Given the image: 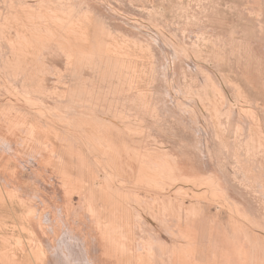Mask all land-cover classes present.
Wrapping results in <instances>:
<instances>
[{
    "label": "rangeland",
    "instance_id": "374dc122",
    "mask_svg": "<svg viewBox=\"0 0 264 264\" xmlns=\"http://www.w3.org/2000/svg\"><path fill=\"white\" fill-rule=\"evenodd\" d=\"M0 264H264V0H0Z\"/></svg>",
    "mask_w": 264,
    "mask_h": 264
},
{
    "label": "bare ground",
    "instance_id": "6f19581e",
    "mask_svg": "<svg viewBox=\"0 0 264 264\" xmlns=\"http://www.w3.org/2000/svg\"><path fill=\"white\" fill-rule=\"evenodd\" d=\"M3 179V178H2ZM49 220V219H48ZM57 252V251H56ZM85 257V256H84Z\"/></svg>",
    "mask_w": 264,
    "mask_h": 264
}]
</instances>
